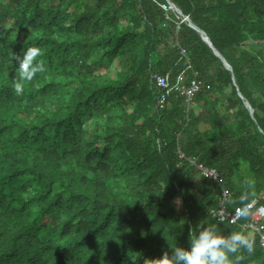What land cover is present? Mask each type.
Listing matches in <instances>:
<instances>
[{"label":"trees","instance_id":"1","mask_svg":"<svg viewBox=\"0 0 264 264\" xmlns=\"http://www.w3.org/2000/svg\"><path fill=\"white\" fill-rule=\"evenodd\" d=\"M172 1L232 70L167 0H0V264H144L213 225L264 264L259 234L210 213L222 186L232 210L264 203V0ZM32 46L46 71L17 96ZM187 59L204 81L189 111L179 93L158 108L153 74Z\"/></svg>","mask_w":264,"mask_h":264},{"label":"clouds","instance_id":"2","mask_svg":"<svg viewBox=\"0 0 264 264\" xmlns=\"http://www.w3.org/2000/svg\"><path fill=\"white\" fill-rule=\"evenodd\" d=\"M42 51L39 47H28L23 55L16 54L13 59L18 64V78L13 83L15 95L22 96L24 83L31 82L38 73L46 71L45 61L40 59ZM245 184L252 187L253 182L245 180ZM254 194V193H253ZM249 193L241 195L243 203ZM246 207V205H245ZM242 214L248 213L242 210ZM241 250L249 255L254 252L253 239L243 232H232L227 236L217 232L216 227H199L197 231L189 233V247H175L171 254L165 251L161 257L145 259L144 264H240L245 259ZM235 256L232 260L230 257Z\"/></svg>","mask_w":264,"mask_h":264},{"label":"built area","instance_id":"3","mask_svg":"<svg viewBox=\"0 0 264 264\" xmlns=\"http://www.w3.org/2000/svg\"><path fill=\"white\" fill-rule=\"evenodd\" d=\"M182 54L184 56L186 55L184 49L182 50ZM186 62V68L175 79H173L171 71L153 74V80L159 90L158 108H165L172 95L179 93L184 95L187 107L186 111H189L192 101L198 91L203 87L204 81L200 77L199 71L192 67L190 60L187 59ZM188 69L192 71L190 78L186 75ZM178 153L183 160L187 161L190 166L198 171L200 176L220 183L221 185L220 171L216 167L206 165L204 162L198 160L196 156H187L180 146ZM230 197V191L222 186L218 195L217 204L210 210L211 215L219 222L237 224L245 231L259 234L260 242L264 249V203H260L254 199L232 210L229 207ZM242 210L247 212L248 215L244 216Z\"/></svg>","mask_w":264,"mask_h":264},{"label":"water","instance_id":"4","mask_svg":"<svg viewBox=\"0 0 264 264\" xmlns=\"http://www.w3.org/2000/svg\"><path fill=\"white\" fill-rule=\"evenodd\" d=\"M170 7L175 9L179 14H181L184 17V20L193 28H195L201 35L202 39L208 43V45L213 49L214 53L216 55H218L221 60L223 61L224 65L226 68H228L229 70H232V66L231 64L226 60V58L224 57V55L214 46L213 42L211 41L209 35L206 33V31H204L203 29H201L198 25H196L192 19L190 18L189 15H186L182 12V10L172 1V0H167ZM233 80H234V84L237 87L238 94L240 95V97L244 100V104L249 108L251 115L254 114V108L252 107V105L250 104V102L245 98V96L242 94L241 91H239V87L237 86L236 83V79L233 76Z\"/></svg>","mask_w":264,"mask_h":264},{"label":"rangeland","instance_id":"5","mask_svg":"<svg viewBox=\"0 0 264 264\" xmlns=\"http://www.w3.org/2000/svg\"><path fill=\"white\" fill-rule=\"evenodd\" d=\"M228 95H230V91H227L225 97L228 96ZM204 127H205V126H202V128H204ZM261 245H262V244H261ZM262 248H263V246H262Z\"/></svg>","mask_w":264,"mask_h":264},{"label":"crops","instance_id":"6","mask_svg":"<svg viewBox=\"0 0 264 264\" xmlns=\"http://www.w3.org/2000/svg\"><path fill=\"white\" fill-rule=\"evenodd\" d=\"M170 100H171V99H170ZM170 100H169V101H170ZM169 101H168V102H169ZM167 104H168V103H167Z\"/></svg>","mask_w":264,"mask_h":264}]
</instances>
